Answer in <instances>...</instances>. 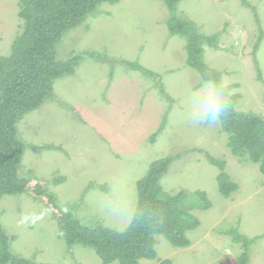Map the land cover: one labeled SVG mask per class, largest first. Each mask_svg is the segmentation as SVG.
<instances>
[{"label": "rangeland", "instance_id": "1", "mask_svg": "<svg viewBox=\"0 0 264 264\" xmlns=\"http://www.w3.org/2000/svg\"><path fill=\"white\" fill-rule=\"evenodd\" d=\"M19 11L18 0H0V56L11 53L22 30ZM176 11L195 22L201 35L220 37L216 48L204 45L205 62L222 73L226 86L237 85L232 89L239 95L237 111L264 119V0H182ZM169 18L164 0L104 3L58 43V61L81 60L72 74L54 82L43 105L18 123L25 144L19 173L29 189L0 200V223L16 237L11 250L20 258L102 264L94 249L66 244L58 210L35 195L37 184L73 207L87 227L123 232L137 209L138 182L154 162L175 157L161 181L165 192L203 191L211 205L193 207L199 225L187 233L190 247L175 248L156 235V258L140 264H238L245 252L238 234L260 237L249 248L248 264H264V174L232 155L221 122H189V98L203 80L187 66V38L171 34ZM207 153L226 163V173L239 186L231 197L220 193V169ZM59 177L65 181L55 185Z\"/></svg>", "mask_w": 264, "mask_h": 264}, {"label": "trees", "instance_id": "2", "mask_svg": "<svg viewBox=\"0 0 264 264\" xmlns=\"http://www.w3.org/2000/svg\"><path fill=\"white\" fill-rule=\"evenodd\" d=\"M18 1L22 30L12 44L11 53L0 56V200L5 196L24 194L29 189V180L19 173L25 144L19 138L18 123L26 114L39 109L52 94L54 82L72 74L81 60V56H75L67 62L58 61V43L69 30L96 13L102 4H116L120 0ZM164 1L170 13L167 25L171 34L187 38V66L197 70L203 81H221L222 73L204 60V45L216 48L220 37L203 36L195 22L178 16L177 5L182 0ZM243 3L251 8L248 3ZM129 66L146 75L151 72L136 64ZM235 86L228 85L227 88L232 92ZM238 98L237 94L231 95V108L221 121L223 132L229 135L228 148L240 160L247 159L258 165L264 174V119L237 111L234 105ZM206 156L212 165L220 169L217 176L220 193L226 198L231 197L239 186L226 173V163L208 153ZM174 159L166 157L154 162L148 174L138 182L137 209L123 232L100 224L87 227L75 216L73 207L57 202L48 195L43 185L37 184L33 191L38 197H47L48 206L58 210L55 217L69 247L79 244L94 249L102 264H140L141 260L156 258V235L167 239L175 248L190 247L187 233L199 225L191 211L196 206L207 208L211 205L203 191L165 192L161 181ZM64 181L65 177H59L54 184ZM236 239L243 242L245 250L238 264H248L249 248L260 237L247 239L238 234ZM15 240L16 237L7 234L0 223V264H42L14 254L11 245ZM161 264H170V261Z\"/></svg>", "mask_w": 264, "mask_h": 264}, {"label": "clouds", "instance_id": "3", "mask_svg": "<svg viewBox=\"0 0 264 264\" xmlns=\"http://www.w3.org/2000/svg\"><path fill=\"white\" fill-rule=\"evenodd\" d=\"M232 92L223 81L205 80L201 89L189 98L187 118L193 124H215L227 116Z\"/></svg>", "mask_w": 264, "mask_h": 264}]
</instances>
